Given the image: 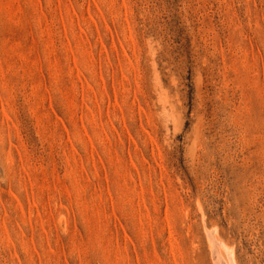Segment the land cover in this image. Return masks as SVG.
<instances>
[{
    "label": "rangeland",
    "instance_id": "1",
    "mask_svg": "<svg viewBox=\"0 0 264 264\" xmlns=\"http://www.w3.org/2000/svg\"><path fill=\"white\" fill-rule=\"evenodd\" d=\"M210 228L264 264V0H0V264H214Z\"/></svg>",
    "mask_w": 264,
    "mask_h": 264
},
{
    "label": "bare ground",
    "instance_id": "2",
    "mask_svg": "<svg viewBox=\"0 0 264 264\" xmlns=\"http://www.w3.org/2000/svg\"><path fill=\"white\" fill-rule=\"evenodd\" d=\"M63 219V216H60ZM208 248L214 264H238L233 248L221 240L216 234L215 228L207 229Z\"/></svg>",
    "mask_w": 264,
    "mask_h": 264
}]
</instances>
